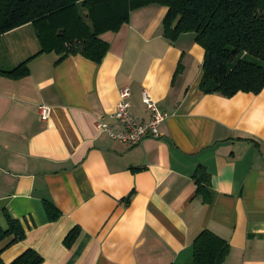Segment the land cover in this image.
<instances>
[{
	"label": "crops",
	"instance_id": "0c3cea01",
	"mask_svg": "<svg viewBox=\"0 0 264 264\" xmlns=\"http://www.w3.org/2000/svg\"><path fill=\"white\" fill-rule=\"evenodd\" d=\"M167 11L133 9L100 35V62L38 53L32 23L0 36V226L24 230L0 241L5 263L33 249L39 264H193L207 229L229 243L223 264H264V88L205 93V49L193 32L166 37ZM26 60V76L1 71ZM124 86L140 121L143 88L167 113L158 137L131 144L97 127L114 122Z\"/></svg>",
	"mask_w": 264,
	"mask_h": 264
},
{
	"label": "trees",
	"instance_id": "16d2710c",
	"mask_svg": "<svg viewBox=\"0 0 264 264\" xmlns=\"http://www.w3.org/2000/svg\"><path fill=\"white\" fill-rule=\"evenodd\" d=\"M157 3L168 7L163 20L164 34L174 40L180 33L193 32L205 49L201 89L205 93L232 96L239 91L258 93L264 88V0H0V36L32 23L41 41L38 53L55 51L60 59L80 53L100 62L109 43L100 36L117 31L129 21L133 9ZM37 53V54H38ZM12 78L29 74L28 60L10 70ZM199 191L208 189L200 182ZM57 216V208L48 204ZM10 227L0 226V241L24 235L14 219ZM74 232L68 239H72ZM229 243L210 230H202L192 245L193 264H223ZM33 249H27L10 263L39 264ZM177 264V263H170Z\"/></svg>",
	"mask_w": 264,
	"mask_h": 264
},
{
	"label": "built area",
	"instance_id": "2783aa9c",
	"mask_svg": "<svg viewBox=\"0 0 264 264\" xmlns=\"http://www.w3.org/2000/svg\"><path fill=\"white\" fill-rule=\"evenodd\" d=\"M131 89L124 86L120 92V100L116 109L111 114L114 122L107 121L105 117L97 119V127L106 132L113 139L131 144H138L147 137H158L160 135L159 125L167 117V113L161 110L147 88L142 90V100L150 111L148 120L140 121L130 109L129 96ZM38 111L40 118L45 121L50 116V107L46 104H39Z\"/></svg>",
	"mask_w": 264,
	"mask_h": 264
}]
</instances>
